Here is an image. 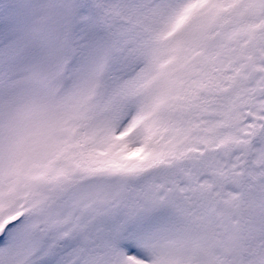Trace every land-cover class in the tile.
<instances>
[{
  "label": "snow or ice",
  "instance_id": "6c2138e0",
  "mask_svg": "<svg viewBox=\"0 0 264 264\" xmlns=\"http://www.w3.org/2000/svg\"><path fill=\"white\" fill-rule=\"evenodd\" d=\"M0 264H264V0H0Z\"/></svg>",
  "mask_w": 264,
  "mask_h": 264
}]
</instances>
